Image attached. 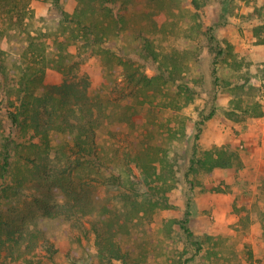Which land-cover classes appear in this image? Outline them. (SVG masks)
Listing matches in <instances>:
<instances>
[{"label": "trees", "instance_id": "trees-1", "mask_svg": "<svg viewBox=\"0 0 264 264\" xmlns=\"http://www.w3.org/2000/svg\"><path fill=\"white\" fill-rule=\"evenodd\" d=\"M32 1L0 0V20L5 30L14 32L7 58L0 56V258L2 252L14 256L17 251L22 264H48L38 257L40 246L48 259L60 253L58 256L67 264H143L147 256L140 249V241L144 238L137 236L132 246H122L117 236L130 235L138 226L150 227L157 208L173 207L166 195L170 179V170L164 168L167 151L158 138L164 133L170 139L186 137V122L179 116L180 110L197 97L195 85L201 74H192L193 86L182 78L191 67L198 69L201 62L189 65L180 52H161L155 33L165 35V26L154 23L149 35L135 34L129 28V10L141 8L142 18L151 20L153 13L162 9V0H76L72 12L65 11L60 0H53L61 13L57 24L65 32L49 42L41 39V32L35 35L29 29ZM219 1L218 18L191 26L200 37L195 42L187 38L189 52H197V43L202 41L212 59L208 65L209 97L192 122V135L187 137L185 178L199 171L210 175L215 169L241 166L238 154L224 145L204 151L198 148L206 123L216 114L220 91L232 96L229 117L244 120L263 114L257 99L234 95L242 88L237 77L242 64L227 60L228 45L218 36V30L227 25L223 19L226 0ZM199 3L191 0L195 15L202 17ZM257 13L264 20V3ZM69 41L80 44L76 53L67 50ZM85 48L97 53L102 66L98 89L90 87L86 74L79 76V59ZM50 69L61 74L59 85L44 83ZM118 103H124L125 119L114 121L112 113L106 112ZM143 108H148L145 120H138ZM102 128L110 138H145L144 157L141 152L132 157L126 153L123 165L104 158ZM57 135L63 141L54 148L51 142ZM134 170L142 172L138 181L133 178ZM30 183L46 187L52 197L64 198L63 203L42 204L43 217L69 221L73 228L86 230V240L89 228L94 235V249L77 236L74 241L81 248L80 255L71 247L59 252L40 230L12 228L13 215L21 203L25 204L23 191ZM102 186L112 188L113 197H102ZM192 202L187 194L183 217L165 222L164 227L173 230L178 226L185 240L197 245L189 226ZM200 249L198 246L196 252Z\"/></svg>", "mask_w": 264, "mask_h": 264}, {"label": "rangeland", "instance_id": "rangeland-1", "mask_svg": "<svg viewBox=\"0 0 264 264\" xmlns=\"http://www.w3.org/2000/svg\"><path fill=\"white\" fill-rule=\"evenodd\" d=\"M162 1V9L153 13L151 20L142 18L141 8L129 10L126 14L129 28L135 34L142 32L149 35L154 23L158 27L165 26V35L155 33L158 49L168 54L173 51L180 52L183 54V61L189 65L201 62L198 69L191 67L182 78L189 86H193L192 74H201L199 83L195 85L199 92L192 102L180 110V115L178 114L186 122V137L170 139L167 133H164L158 138L167 151L168 160L164 168L170 170V179L166 185V195L173 207L157 208L150 227L138 226L130 235L119 234V244L132 246L137 236L144 238L140 241V249L144 250L143 254L147 256L143 264H264V43H261L264 20L257 13V8L263 5L264 0H226L223 19L227 25L217 32L221 41L228 45L227 60H238L242 64L241 72L237 76L242 88L237 89L234 95L257 99L262 105L263 114L244 120L229 117L227 111L231 107L232 96L220 91L216 99V114L206 123L198 141L200 151L219 145L228 147L230 151L238 154L241 166L215 169L210 175L199 171L187 178L184 177L188 168L187 137L192 135V122L198 118L199 110L209 97L208 65L212 59L202 41L197 43V52H189L187 38H192L195 42L197 37H200V32L194 33L190 27L216 20L221 11V3L219 0H206L205 3L200 0L202 17H199L195 15L191 0ZM60 4L65 11L72 12L76 0H60ZM30 8L33 10V17L30 19L29 29L33 30L35 35L41 32V39L48 42L57 36H63L65 29L57 24L61 13L59 8L53 5V0H34L30 3ZM4 26V22L0 20V52L6 53L0 56L7 58L14 32L12 29L5 30ZM173 30L177 33L172 34ZM65 34H68V30ZM67 45V50L76 53L80 44L69 41ZM82 52L84 55L79 59V76L86 74L90 87L98 89L102 82V66L97 53L89 48ZM149 66L153 68V65ZM61 81L60 73L51 69L47 71L45 84L55 86ZM147 109H140L138 120H145ZM124 111V103H118L106 113H112V119L116 121L118 118L125 119ZM101 131L104 158L122 164L127 162L126 153L132 157L141 152L140 155L144 157V148L147 145L145 138L139 135L110 138L105 128ZM55 137L51 142L54 148L63 141L62 136ZM52 163H56V159ZM131 166L133 167V162ZM141 176L140 170H134L135 181L141 179ZM99 190L100 195L105 198H111L115 194L112 188L102 186ZM149 194H153L151 188ZM187 194H190L193 201L189 226L197 245H190L178 226H173V230L164 227L165 222L183 217ZM23 195L25 204L21 203L19 210L13 215L12 228L40 230L45 238L54 243L59 252L71 247L80 255L81 248L74 241L77 236L82 238L84 244H89L94 249V235L89 228L86 240L83 236L86 230L73 228L69 221H51L43 217L41 205L63 203V197L50 196L47 188L38 187L37 183L28 184ZM158 228L163 230L156 233ZM41 239L37 241L39 245ZM198 246L201 249L196 252ZM37 254L48 264H67L58 256L60 253L48 259L46 250L40 246ZM1 256L0 264H22L21 259L16 257L17 251L14 256L5 252H2ZM192 257L193 260L189 259Z\"/></svg>", "mask_w": 264, "mask_h": 264}]
</instances>
